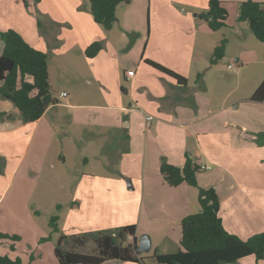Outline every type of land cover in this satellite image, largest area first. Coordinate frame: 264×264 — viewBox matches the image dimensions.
Returning <instances> with one entry per match:
<instances>
[{"label":"crops","instance_id":"1","mask_svg":"<svg viewBox=\"0 0 264 264\" xmlns=\"http://www.w3.org/2000/svg\"><path fill=\"white\" fill-rule=\"evenodd\" d=\"M87 1L46 0V35L40 37L34 33L37 21L31 9L41 0H28V8L21 0H0V19L16 18L11 29L47 55L51 93L54 86L61 89L56 98L52 93L55 104L41 117L57 106L69 111V126L83 128L82 136L97 145L90 148L99 149L92 154L98 166L110 172L81 178L72 191L64 216L57 215L59 231L50 230L46 240L56 239L49 250L52 264H58L54 248L60 237L66 251L95 254L96 246L92 253L84 251L94 243L92 237L86 236L83 245L72 238L129 225L135 226L136 243L142 235L150 238V252L141 254L144 264H157L154 251H179L181 220L200 210L198 190L185 183L168 186L159 168L163 162L182 168L187 158L209 167L197 174V184L216 191L226 231L242 240L264 233V100H251L264 73L242 89L247 64L264 67V49L257 44L239 49L233 65L228 57V47L234 41L245 43L246 31L250 33L245 26L242 34L236 32L237 6L243 0H221L227 27L217 32L199 16L209 0H129L117 6L109 31L93 21ZM222 39L227 40L224 56L210 65ZM94 42L101 43V50L87 58L84 52ZM3 48L0 39V56ZM145 59L184 77L186 85L149 67ZM233 70L234 76L227 74ZM128 71L134 72L132 78L126 77ZM201 72L204 91L194 85ZM140 110L154 117L148 127ZM35 122H22L19 111L0 99V205L18 177L19 184L29 179L23 171L33 149L30 127ZM68 133L77 145L80 137L71 129ZM30 236L37 243L46 231L31 228ZM37 248L44 255H30L27 262L46 264V245ZM9 257L24 264L18 256ZM244 262L264 264L252 256L237 264Z\"/></svg>","mask_w":264,"mask_h":264},{"label":"trees","instance_id":"2","mask_svg":"<svg viewBox=\"0 0 264 264\" xmlns=\"http://www.w3.org/2000/svg\"><path fill=\"white\" fill-rule=\"evenodd\" d=\"M28 8V0H21ZM38 1V0H36ZM127 0H88L93 21L105 31L112 29L116 21V8ZM211 32L227 27L228 12L221 0H209L205 12L199 14ZM237 22L246 23L254 38L264 44V0H243L237 6ZM37 20V26L40 27ZM4 48L0 56V99L8 100L20 113L24 123L37 121L46 108L55 104L49 85L47 55L30 46L22 36L8 29L0 31ZM227 40L222 39L213 49L210 65L223 58ZM101 43L94 42L84 54L92 58L101 50ZM154 70L174 79L178 84L186 85L187 80L166 67L144 60ZM204 73H198L194 80L195 89L204 91ZM252 101L264 100V81L251 97ZM160 175L168 186L177 187L183 183L197 188L199 212L184 217L180 222V250L176 253H152L157 264H237L246 257H254L256 262L264 261V233L255 234L245 240L226 231L218 214L219 200L213 188H201L197 184L200 166L187 158L184 166L179 168L163 162L159 168ZM49 227L57 233L58 216L50 218ZM87 237H92L96 246L95 254H79L62 249L64 239L60 237L54 248L58 264H109L113 262H132L144 264L145 258L136 252L135 226L129 225L108 232L89 233L82 239L72 238L78 245H83ZM48 238L41 239L42 241ZM10 240V250L20 240L18 236L0 233V242ZM125 246H123V244ZM0 264H22L19 258L0 255Z\"/></svg>","mask_w":264,"mask_h":264},{"label":"rangeland","instance_id":"3","mask_svg":"<svg viewBox=\"0 0 264 264\" xmlns=\"http://www.w3.org/2000/svg\"><path fill=\"white\" fill-rule=\"evenodd\" d=\"M31 10L36 21L39 20L41 24L39 28L38 26L34 27V33H38L40 37L46 35V0H41L40 4L35 3ZM0 21L4 27V30L0 31H5V27L9 29H11V25L14 27L13 24L16 23V18L11 20V17L4 15ZM237 26H240L236 29L237 33L242 34V26L249 30L246 23H240ZM246 32L249 35H247L245 43L239 44L234 41L228 47V57L231 58L229 61L232 65L235 64L232 58L237 57L239 49L250 50L252 44H257L258 49H264V45L256 43V39L251 32ZM227 72V74L234 76V70ZM262 73H264V67L259 66V64H247L243 73L242 89L245 91L247 83L256 75ZM54 87L52 93L56 98L59 96L61 89L57 86ZM60 103L62 105L63 101ZM70 115L71 113L63 109L62 106H57L47 111L43 117L31 125L30 128L34 130L35 134L33 149L28 156V162L23 171L25 177L28 175L29 179L25 184H19L18 177L5 201L0 205V233L18 236L21 240L14 244V252L10 250L12 244L10 240L1 241L3 243H0V253L11 257L18 256L24 260V264H29L27 260L30 255L37 258L39 254L44 255L43 248H37L43 244L46 245V264H52L49 250L50 244L53 245L56 239L52 243L39 239L36 243L34 237L30 236L31 228L46 231V238H48L50 218L54 215L64 216L69 207L68 203L72 191L76 188L80 179L90 177L93 174L103 175L104 172H108L100 168L98 159L92 156L99 149L90 148L97 145L88 140L87 136H82L83 128L69 126L67 118L69 119ZM69 129L72 130L74 135L80 137L77 145L74 142L75 140L69 136ZM85 159L88 160V163ZM93 248H95V245L91 241L84 251L92 253ZM245 262L244 264H246Z\"/></svg>","mask_w":264,"mask_h":264},{"label":"water","instance_id":"4","mask_svg":"<svg viewBox=\"0 0 264 264\" xmlns=\"http://www.w3.org/2000/svg\"><path fill=\"white\" fill-rule=\"evenodd\" d=\"M129 0L126 1L128 3ZM127 187H130V181L127 179L126 180ZM126 243L123 244L125 246ZM151 249V242L150 238L147 235H142L138 238L137 240V248L136 252L138 255L141 254H147L150 252Z\"/></svg>","mask_w":264,"mask_h":264},{"label":"built area","instance_id":"5","mask_svg":"<svg viewBox=\"0 0 264 264\" xmlns=\"http://www.w3.org/2000/svg\"><path fill=\"white\" fill-rule=\"evenodd\" d=\"M230 68V66H229ZM134 75V72L133 71H128L126 72V77L127 78H132ZM63 96H65V93L62 94ZM140 113H141V116H142V123L144 125V127H148L151 122L153 121L154 117L142 110H140ZM201 170H208L209 167H205V166H200Z\"/></svg>","mask_w":264,"mask_h":264}]
</instances>
